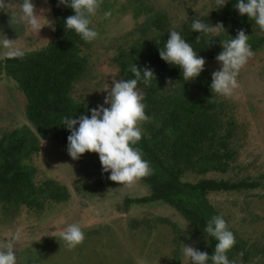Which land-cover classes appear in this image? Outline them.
Wrapping results in <instances>:
<instances>
[{
  "label": "trees",
  "instance_id": "16d2710c",
  "mask_svg": "<svg viewBox=\"0 0 264 264\" xmlns=\"http://www.w3.org/2000/svg\"><path fill=\"white\" fill-rule=\"evenodd\" d=\"M131 2L138 6L137 18L147 17L137 33L131 35L132 39L117 49L112 63L120 80L135 78L132 64L138 68L148 66L154 72L155 78L150 82L145 83L141 77L138 83L144 92L143 103L149 120L141 123L142 139L136 145L153 172L139 180L148 195L126 199L124 209L132 205H166L182 217L200 239L202 252L209 255L217 241L205 228L212 216L220 215L236 239L227 253L229 260L233 264H262L264 247L247 244L211 201L214 194L248 193L264 188V174L258 178L248 175L246 170L250 167L240 162L239 124L231 103L224 97L212 99L210 64L216 62L215 57L222 50L220 43L235 38L239 30L250 36L248 43L254 53L263 50L264 33L254 21L239 16L234 8L235 0L223 8L213 7L205 14L187 11L179 23L168 12L151 7L148 0ZM49 4L54 40L40 51L11 55L0 62V75L11 79L24 97L28 123L0 140V209L6 217L22 208L43 212L47 205H59L69 199L68 189L54 180L36 182L37 171L28 162L39 155L42 142L67 144L70 132L62 126L64 118L90 117L89 110L96 108L88 101L79 100L77 95L78 88L91 75L90 62L83 55L90 44L74 31L65 30L66 18L74 14L71 9L58 6L57 0H49ZM112 10L109 0H102L97 13ZM196 18L213 26L222 23L225 31L210 36L192 32L191 24ZM171 30L180 32L206 60L205 70L193 82L181 79L178 68L159 58L158 48L164 47ZM169 80L171 85L167 83ZM85 155L80 172L95 191L99 190L108 184V175L102 173L98 154ZM230 173L241 178L232 180L228 178ZM140 222L133 220L132 231L138 230Z\"/></svg>",
  "mask_w": 264,
  "mask_h": 264
},
{
  "label": "rangeland",
  "instance_id": "374dc122",
  "mask_svg": "<svg viewBox=\"0 0 264 264\" xmlns=\"http://www.w3.org/2000/svg\"><path fill=\"white\" fill-rule=\"evenodd\" d=\"M109 2L113 8L111 16L106 18L97 13L92 18L91 26L99 36L83 50L90 62L91 75L77 93L79 100L96 107L104 102L106 84L110 88L112 81L120 80L113 56L132 39L131 35L137 33L147 17H136L138 6L131 0ZM19 3L20 0H3L0 5V62L16 53L40 51L54 40L49 0H33L36 13L50 22L42 19L38 33L23 21ZM148 3L168 12L178 23L187 11L200 15L218 6L217 0H148ZM210 65L213 72L219 68L217 62ZM237 81L233 95L224 98L231 103L239 124L240 162L250 167L246 170L248 175L258 178L264 174V48L248 60ZM25 105L17 85L1 74L0 140L6 133L28 124ZM86 158L83 154L72 160L67 144L42 142L39 155L28 162L37 171L36 182L54 180L68 189L70 197L62 204L47 205L43 212L22 208L6 217L0 209V245L19 233L14 246L17 264H189L183 245L202 252L198 236L166 205H132L124 209L126 199L148 195L139 181L121 186L108 179L106 186L95 191L80 172L81 162ZM235 177L241 175L228 174L232 180ZM211 201L247 244L264 247V188L248 193L214 194ZM133 220L141 221L135 232ZM73 223L81 227L85 239L69 250L61 233Z\"/></svg>",
  "mask_w": 264,
  "mask_h": 264
},
{
  "label": "clouds",
  "instance_id": "9594fccd",
  "mask_svg": "<svg viewBox=\"0 0 264 264\" xmlns=\"http://www.w3.org/2000/svg\"><path fill=\"white\" fill-rule=\"evenodd\" d=\"M102 0H57L58 6L71 9L73 15L66 18L64 27L66 31H74L83 41L96 40L99 33L91 25V18L101 7ZM231 0H217L218 8H223ZM3 5V0H0ZM19 10L23 21L37 33L42 28V14H37L33 0H20ZM235 10L239 16H246L254 21L261 33H264V0H235ZM50 11V10H49ZM104 16H111L105 11ZM48 24L50 23L46 20ZM191 30L195 33L211 35L225 31L222 23L211 25L200 19H193ZM249 35L239 30L235 38L220 43L222 50L215 57L218 70L211 76L210 92L213 97H231L238 87L237 77L240 70L254 56L251 45L248 43ZM200 36H197L199 41ZM6 44H10L5 40ZM159 58L169 66L180 70L181 79L193 82L205 70L206 60L199 56L191 43L186 42L180 32L171 30L162 49L158 48ZM19 55V53H16ZM131 71L135 78L112 81V86L106 84L107 93L102 105L90 109L88 115H80L73 119L66 117L62 126L70 132L67 137V153L72 160H78L85 153L98 154L102 173H110L108 179L121 186H131L152 174L153 169L149 161L143 159L141 150L136 147L142 139L141 122L149 117L145 113L146 105L144 92L138 88L142 77L145 83L155 78L153 70L144 66L138 68L132 64ZM169 85L172 81H167ZM104 105H107L105 107ZM205 232L214 238V252L209 255L194 247L184 246L183 251L189 264H233L227 253L236 243L234 233L229 229L227 222L220 215L212 216L205 228ZM190 239V237H188ZM19 239V233L0 245V264H17L14 246ZM67 249H75L82 244L85 233L78 224H69L61 233Z\"/></svg>",
  "mask_w": 264,
  "mask_h": 264
}]
</instances>
